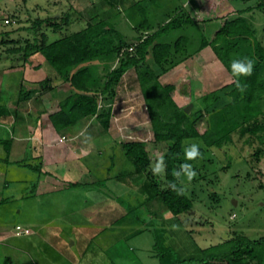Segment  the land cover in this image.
I'll return each instance as SVG.
<instances>
[{
  "label": "rangeland",
  "instance_id": "374dc122",
  "mask_svg": "<svg viewBox=\"0 0 264 264\" xmlns=\"http://www.w3.org/2000/svg\"><path fill=\"white\" fill-rule=\"evenodd\" d=\"M137 1L141 0H0V103L3 117L15 116V110L9 109V106L17 101L22 86L32 91V98L20 103L21 111L23 106L28 107L32 118L25 112L19 116L31 122L33 140L38 143L34 131L35 118L39 115L41 124L48 123L47 113L58 110L59 98L50 94L53 88L50 85L58 82L63 84L61 91L65 96L71 93L70 86L60 79L44 56L36 54L25 60L20 54L9 53V48L15 44L26 45V41L40 43L42 32L52 42L101 18L112 20L128 42L133 43L138 33L127 19L126 9ZM260 1L158 0L163 6H154V9L162 10L153 11V22L154 26H158L162 17L167 18L164 8L171 10L177 7L194 14L205 4L208 9L205 16L214 18L203 26L205 35L211 37L222 25L220 17L234 9L255 7ZM60 16H66L69 23L62 21L61 29L56 32L45 23L33 29L37 20ZM244 17L252 21L256 38L264 46V11L246 12ZM6 18L10 19V23L5 22ZM128 50L132 52L133 46ZM209 53L211 56L203 53L195 55L184 62L186 66L179 65L160 77L162 84L175 85L173 97L182 108L193 104L188 114L200 107V98L204 95L227 85L226 80L219 81L222 70L219 66L215 67V53L211 49ZM218 62L221 63L219 59ZM81 123L62 133L58 146L51 144L47 152L39 151L36 154L50 175L38 176L31 168L18 165L24 159L34 163V156L29 152L32 143L27 145L25 153L12 149L8 163L1 160H6L7 152L0 144V168L8 167L7 170L0 169V188L5 183L10 186L0 191L5 202L0 205V226L15 234L17 225L34 226L36 223L34 231L37 233L31 238L36 248L30 255L12 253L11 248L1 244L0 264H9L7 256L9 258L11 255L19 258L11 264H69L59 260L58 252L75 260L74 264H158V259L153 258L155 252L152 247V230L158 226L168 228L169 243L182 253L193 251L197 246L204 248L218 244L233 234H244L252 239L264 236V153L258 160L251 155L259 146L258 142L251 147L244 141L246 137L234 134V142L224 148L199 151L195 159H188L185 154L183 158L189 164L179 178L189 191L194 192L193 211L178 219L159 199H154L137 210L144 223H123L113 230V225L108 223L110 219L84 215L83 212L87 209L91 211L95 202L109 206L118 204L120 196L125 208L137 203V195L132 190H139L147 175L134 174L123 181L115 177L123 170L133 169L131 163L125 162L119 145L128 141L146 142L152 159L150 172L161 188L166 184L162 158L168 146L155 140L134 70L123 77L117 88L108 130L105 132L94 118L84 119ZM198 130L201 133L206 130L205 119L198 123ZM2 134L5 135H0V138L9 137L4 132ZM40 140L43 141L42 138ZM189 142L186 149L193 144L198 148L203 146L200 140ZM35 147L38 151L39 147ZM262 147L264 149V145ZM113 153H116L114 162L111 158ZM157 164L161 165V170L154 172ZM188 171H195V177L189 179ZM107 177L109 179L105 180ZM202 177L207 179L196 182ZM71 181L95 182V185L89 189H65ZM37 191L54 192L39 198L32 197ZM211 192L219 195V204L209 197ZM71 210H74L73 215ZM107 226L109 229L105 230ZM145 227L141 234L125 240L132 231ZM30 232L34 233L33 229ZM117 253L124 257L119 259Z\"/></svg>",
  "mask_w": 264,
  "mask_h": 264
},
{
  "label": "trees",
  "instance_id": "16d2710c",
  "mask_svg": "<svg viewBox=\"0 0 264 264\" xmlns=\"http://www.w3.org/2000/svg\"><path fill=\"white\" fill-rule=\"evenodd\" d=\"M154 6L161 8L163 4L158 0H141L126 9L127 19L138 33L133 43L128 42L112 20L101 18L52 42L42 32L40 43L26 41V45L15 44L8 49L9 53L20 54L25 60L41 54L60 79L70 86L71 93L59 102L58 110L49 115L54 129L60 134L87 118H94L106 132L113 117L117 88L129 71L136 72L155 140L168 146L162 158L166 184L161 188L150 172L152 159L145 141L121 143L119 148L125 162L131 163L133 169L123 170L115 177L123 181L134 174L147 175L141 188L132 190L137 195V203L125 208L120 196L118 204L109 206L94 201L91 211L87 209L83 212L84 215L110 219L108 223L113 225V230L123 223H144L137 210L154 199H159L178 219L193 211L194 192L189 191L179 178L189 164L183 158L186 145L191 143L189 141L200 140L203 146L198 150L206 152L228 146L234 142V134H237L246 137L244 141L251 147L258 142L259 146L251 154L257 160L264 153V46L256 38L252 21L244 17L246 12L264 11V0L255 7L234 9L220 17L222 25L211 37L205 35L203 26L214 18L205 16L208 11L205 4L194 14L177 7L171 10L164 8L167 18L162 17L158 26H154L153 11L162 9H154ZM62 21L69 23L66 16L37 20L33 29L45 23L56 32L61 29ZM132 46L133 51L130 52L128 49ZM208 47L233 77V82L204 95L200 98V107L188 114L173 98L175 85L162 84L160 77ZM244 58L253 62V72L250 76L237 78L233 75L231 62ZM32 95V91L22 86L15 102L16 115L19 104L30 100ZM3 116L0 103V120ZM36 119H39V115ZM202 119L206 121V130L201 133L198 123ZM0 144L7 152L6 160L0 159L8 163L13 141L0 140ZM111 158L114 162L116 153L111 154ZM33 159L34 163L24 159L18 165L31 168L38 176L50 175L44 170L40 157ZM215 178L217 181L218 177ZM206 179L202 177L196 182ZM93 185L95 182L71 181L65 189H89ZM33 196L42 197L34 193ZM209 197L214 203H220L217 193L211 192ZM145 229L132 231L128 238L141 234ZM152 233L153 250L159 264H264V236L252 239L244 234H233L218 244L204 248L197 246L193 251L182 253L169 243L167 227H155Z\"/></svg>",
  "mask_w": 264,
  "mask_h": 264
},
{
  "label": "crops",
  "instance_id": "0c3cea01",
  "mask_svg": "<svg viewBox=\"0 0 264 264\" xmlns=\"http://www.w3.org/2000/svg\"><path fill=\"white\" fill-rule=\"evenodd\" d=\"M198 12V11H197ZM196 12V13H197ZM200 16V15H199ZM201 17V16H200ZM211 48L208 47L206 49H204L202 52H200L199 54L197 55H201L202 53L203 54H207V55H210L211 54L209 53V50ZM212 50V49H211ZM214 53V52H213ZM215 55V54H214ZM198 57V56H197ZM195 57V59L197 58ZM216 58V63H215V67L218 68L219 66V69H221V78L219 81L221 80H226L227 83L226 84H230L233 82V77L228 73V71H225L224 67L221 65V63L218 62V59L217 57L215 56ZM182 65V64H181ZM183 65L186 66V64L183 63ZM182 65V66H183ZM181 67V66H180ZM174 70V69H173ZM187 79V78H186ZM58 82H53L50 86L53 87L52 89H50V94H55L57 98H59V101H58V104L59 102L64 99L66 96L65 94L62 93L61 91V88L63 86V84H57ZM174 100L177 102V104L180 106V104L178 103V101L175 99V97H173ZM181 107V106H180ZM12 108V109H16V105L13 103L12 106H9V109ZM18 109H19V112H18V115L15 114L14 117H8V118H5L3 117V119L0 120V135L4 136L5 134H2V132L6 133L7 135H9V139H12L13 141V144H12V149L15 151V150H22L24 153L26 152V149H27V145L32 143L31 145V153L34 157H36V154H38L39 151H44V152H47L48 151V146L49 145H53L54 147L58 146V142H59V139L63 136L62 134L60 133H57V131L54 129L50 119H49V115L51 113H53L54 111H49L47 113V116H48V123H43L41 124V122L39 121L40 119H36L34 120V124H35V128H34V131L37 133L35 135V137L38 139V143L34 142V138L32 136V133H31V122L27 121V119H23L20 115L21 112H25L28 114V116L30 118L31 117V114H30V111L28 109V107L26 106H23L22 107V111L20 109V104L18 106ZM13 116V115H12ZM82 122V121H81ZM79 123V124H82V123ZM33 131V132H34ZM10 135H11V138H10ZM49 135V137H48ZM7 138V139H8ZM40 138L43 139V141L40 140ZM0 140H6L5 138H0ZM110 140V139H109ZM44 145H43V144ZM35 146H38L39 149L37 151L36 147ZM8 168V167H7ZM7 168H0L1 170H7ZM42 180V179H41ZM10 186L8 184H3L0 188V191L2 190H5L7 188H9ZM68 187V186H67ZM51 192H54V191H45V192H41V193H36V196H43L45 194H48V193H51ZM4 198H1L0 196V205L5 203L4 201ZM66 208H67V205H66ZM71 215H73L74 211L71 210ZM33 222V221H32ZM3 223V222H2ZM1 223V224H2ZM19 224V223H18ZM36 224V223H35ZM35 224H33L35 226ZM40 224V223H39ZM34 226H32V224H25L23 225V227L25 228H30V229H33V232L32 234H17V233H10L8 231V229H6L5 226H0V246L1 244L5 245L6 247L8 248H11V251L12 253H24V254H29L32 253V251L34 250L35 245L32 243L31 241V238L35 235H37V233L34 231ZM125 240H129L128 237L125 238ZM153 247V246H152ZM57 248V247H56ZM58 251V249H57ZM59 253V260L62 261L63 263H68L69 264H74L75 263V260H72V259H68L66 254H63L61 252H58ZM119 259H122L124 257V255H119L117 253ZM153 258H156V257H153ZM9 259V260H8ZM12 259V260H10ZM7 260L9 262V264L11 263H15V261L19 260L18 256H14V255H11L9 258L7 256ZM159 264V263H158Z\"/></svg>",
  "mask_w": 264,
  "mask_h": 264
},
{
  "label": "clouds",
  "instance_id": "9594fccd",
  "mask_svg": "<svg viewBox=\"0 0 264 264\" xmlns=\"http://www.w3.org/2000/svg\"><path fill=\"white\" fill-rule=\"evenodd\" d=\"M231 68L233 75L236 76L237 78L240 76H250L253 72V62L247 58H244L243 60H233L231 62ZM237 85L239 86V81L237 80ZM186 157L188 159H195L198 154V146L193 144L190 146V148L185 149ZM161 170V165L157 164L156 167L154 168V172H159ZM188 178L192 179L195 177L196 173L195 171H188L187 173Z\"/></svg>",
  "mask_w": 264,
  "mask_h": 264
},
{
  "label": "built area",
  "instance_id": "2783aa9c",
  "mask_svg": "<svg viewBox=\"0 0 264 264\" xmlns=\"http://www.w3.org/2000/svg\"><path fill=\"white\" fill-rule=\"evenodd\" d=\"M5 22L8 24L10 23V19L6 18ZM17 234H30V229L23 227L22 225L16 226Z\"/></svg>",
  "mask_w": 264,
  "mask_h": 264
},
{
  "label": "water",
  "instance_id": "95a60500",
  "mask_svg": "<svg viewBox=\"0 0 264 264\" xmlns=\"http://www.w3.org/2000/svg\"><path fill=\"white\" fill-rule=\"evenodd\" d=\"M192 107H193V104H189V105L185 108L186 113H190Z\"/></svg>",
  "mask_w": 264,
  "mask_h": 264
}]
</instances>
